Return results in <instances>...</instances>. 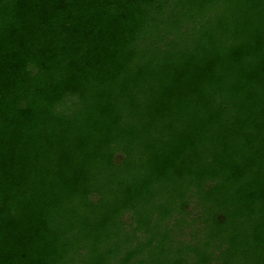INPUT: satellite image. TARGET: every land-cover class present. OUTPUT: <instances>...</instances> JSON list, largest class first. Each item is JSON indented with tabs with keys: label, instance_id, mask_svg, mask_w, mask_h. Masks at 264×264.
Returning <instances> with one entry per match:
<instances>
[{
	"label": "trees",
	"instance_id": "trees-1",
	"mask_svg": "<svg viewBox=\"0 0 264 264\" xmlns=\"http://www.w3.org/2000/svg\"><path fill=\"white\" fill-rule=\"evenodd\" d=\"M0 264H264V0H0Z\"/></svg>",
	"mask_w": 264,
	"mask_h": 264
}]
</instances>
